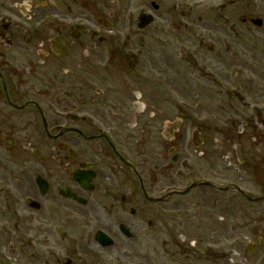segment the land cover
I'll list each match as a JSON object with an SVG mask.
<instances>
[{"label": "flooded vegetation", "instance_id": "flooded-vegetation-1", "mask_svg": "<svg viewBox=\"0 0 264 264\" xmlns=\"http://www.w3.org/2000/svg\"><path fill=\"white\" fill-rule=\"evenodd\" d=\"M163 233L264 251V0H0V264H159Z\"/></svg>", "mask_w": 264, "mask_h": 264}, {"label": "rangeland", "instance_id": "rangeland-1", "mask_svg": "<svg viewBox=\"0 0 264 264\" xmlns=\"http://www.w3.org/2000/svg\"><path fill=\"white\" fill-rule=\"evenodd\" d=\"M224 121L226 120L224 119ZM176 186L177 188H183L185 186V181L183 177L176 180ZM257 191L258 190H254V192H257ZM180 200H181L180 204H182L183 199H180ZM241 208H244V207H241ZM244 213H246L245 208L241 210V216ZM208 222H209L208 223L209 227L211 226L216 227L218 224V221L216 220V218H210ZM162 238L169 239V237L165 233L161 234V239H160L161 243L159 244V248H158L159 264H169V262H167L169 258V253H167V251L170 250V248L162 244ZM209 242H213V241L209 239ZM244 244L246 245V242ZM207 250L210 254L208 255V263L206 262L205 264H240L239 263L240 261H238V258L237 256H235L234 252L238 251L236 253L239 254L240 251L241 253H245V251H247V249L243 246H239L235 248H232L231 246H211V247L208 246ZM248 257H249V260L245 264H264V251L261 253L258 252L255 255L250 254V256ZM233 259H237V262L234 261Z\"/></svg>", "mask_w": 264, "mask_h": 264}]
</instances>
